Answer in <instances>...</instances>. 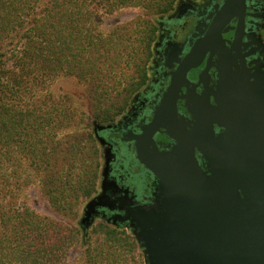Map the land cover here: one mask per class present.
Masks as SVG:
<instances>
[{
  "label": "rangeland",
  "instance_id": "rangeland-1",
  "mask_svg": "<svg viewBox=\"0 0 264 264\" xmlns=\"http://www.w3.org/2000/svg\"><path fill=\"white\" fill-rule=\"evenodd\" d=\"M74 1L81 2L86 14L96 10L97 15L78 23L71 16L61 54L55 55L62 57L58 60L62 69L48 83L34 86L32 95L25 99L37 108V116H51L49 129L38 134V138L46 134L61 146L55 162L49 161L50 170L52 166L53 170L63 169L64 175H69L70 165L66 164L73 163L78 174L91 181L90 195L85 197L81 190L78 196L70 197L69 204L58 206L55 193L44 188L45 174L37 169L32 183L22 189L14 202L61 226L71 240L62 252L64 264H86L88 248L103 255L102 244L107 240L115 241L111 242L115 244L113 252L123 264H151L147 244L136 223L111 218L124 215L130 207H149L157 193L155 187L152 201L142 205L138 193L144 191L145 185L139 183L137 189L127 177L132 162L127 168L130 154L119 142V134L138 127V123L151 116V107L163 87L164 50L177 25L187 15L193 23L200 18L207 22L212 16L213 2L222 0H69L70 14ZM48 2L38 0L34 6L36 16L44 14ZM262 12V19L254 25L253 36L246 45L253 51L248 57L259 54L264 62ZM59 40L60 36L51 39L54 45ZM90 43L94 47L102 43L109 48L111 69L103 75L91 71L98 67L96 59L86 62L93 57L85 50ZM147 45L150 56L144 51L140 66L129 63L133 54ZM124 100L126 105L120 111ZM107 111L113 118L105 121Z\"/></svg>",
  "mask_w": 264,
  "mask_h": 264
},
{
  "label": "water",
  "instance_id": "water-1",
  "mask_svg": "<svg viewBox=\"0 0 264 264\" xmlns=\"http://www.w3.org/2000/svg\"><path fill=\"white\" fill-rule=\"evenodd\" d=\"M245 11V0L223 4L179 62L151 122L130 138L138 161L156 179L157 193L149 207H130L111 218L136 223L151 264H264V70L241 54ZM234 17L238 23L227 47L222 32ZM207 53L204 92L192 91L197 106L187 108L195 123L187 130L178 116V94ZM213 66L217 81L208 89ZM160 129L175 142L167 152L154 141Z\"/></svg>",
  "mask_w": 264,
  "mask_h": 264
},
{
  "label": "trees",
  "instance_id": "trees-1",
  "mask_svg": "<svg viewBox=\"0 0 264 264\" xmlns=\"http://www.w3.org/2000/svg\"><path fill=\"white\" fill-rule=\"evenodd\" d=\"M37 2L0 0V264H64L62 252L71 240L66 238L61 226L39 218L32 210L14 202L22 189L32 183L34 171L40 169L45 174L44 188L55 193L58 206L69 204L70 197L78 196L81 190L85 197L90 195L91 181L81 177L73 163L66 164L70 165L69 175H64L63 169L53 170L52 166L50 170L49 161L55 162L61 146L46 134L41 138L38 134L49 129L51 116H37V108L25 97L32 95L34 86L48 83L62 69L58 62L62 57L55 55L61 54L71 16L78 23L91 19L97 12L90 10L86 14L81 2L74 1L70 14L69 0H49L46 11L38 17L34 13ZM55 36H60L57 45L51 41ZM102 45L85 46L93 54L87 64L97 60L98 67L91 69L94 74L99 71L103 75L111 69L109 48ZM99 48H103L100 53ZM144 51H148L149 57L147 45L143 51L133 54L129 63L140 66ZM124 103L120 111L126 100ZM104 113L105 121L113 118L109 111ZM111 242L115 243L107 240L102 244L103 255H96L88 248L86 264H123L114 254L115 244ZM129 245L134 247L130 240Z\"/></svg>",
  "mask_w": 264,
  "mask_h": 264
},
{
  "label": "flooded vegetation",
  "instance_id": "flooded-vegetation-1",
  "mask_svg": "<svg viewBox=\"0 0 264 264\" xmlns=\"http://www.w3.org/2000/svg\"><path fill=\"white\" fill-rule=\"evenodd\" d=\"M227 0H222L221 2H213L212 6V16L207 21L204 22L202 19H197L193 23L192 19H189V16H185L183 20L177 25L176 29L173 31L171 38L168 40L162 60V90L159 93L156 103L151 107V116L145 120L143 123H138L136 127L129 131H122L119 135V142L126 146L128 153L130 154V158L127 163L130 161L132 165L129 166L130 173L128 172L129 178H131V183L133 187L137 188L139 183L145 185L144 191L138 193L139 199L142 202V205L149 204L152 201V195L154 193L156 187V179L153 174L146 169L137 159L136 151H135V142L130 140L131 136H136L141 134L140 128L148 125L153 117L154 111L159 105L164 93L166 92L172 75L176 72L179 62L189 53L194 43L205 36L207 30L216 15L217 11L223 6V4ZM246 11L244 17V34L241 40V54H250L253 52L252 47L248 46L249 39L253 36L254 25L262 19L263 10H264V0H245ZM238 19L234 17L230 23L223 29L222 38L224 39L226 46L230 47V43L234 40L235 30L237 27ZM252 35V36H251ZM209 53L205 56L202 64L199 67L191 69L187 75V86L181 88V91L178 94V99L176 102L177 112L179 118L186 123L187 130L192 129L194 126L195 120L190 111L192 109L195 111L197 106V102H194V97L192 96V91L196 93L198 96H202L204 92V79H203V71L205 69L206 61L208 59ZM216 56L213 57L212 61H216ZM247 63H251L253 61H257L259 65H263L264 70V62L263 56L259 54L251 55L246 57ZM255 65L251 64L249 67L253 68ZM202 76L201 80L200 77ZM207 87L208 89H214L217 81V73L215 67H211L207 74ZM209 102L212 106H214V100L210 97ZM189 106L190 109L187 107ZM215 133H218L220 129L214 127ZM154 141L157 145L159 151H169L172 146H174L175 142L169 138L164 129H160V132L156 133L154 136ZM195 158L198 161L199 165L203 168L205 166V160L201 156V154L195 151ZM136 167L135 170L132 169ZM139 173L138 176L135 174Z\"/></svg>",
  "mask_w": 264,
  "mask_h": 264
}]
</instances>
